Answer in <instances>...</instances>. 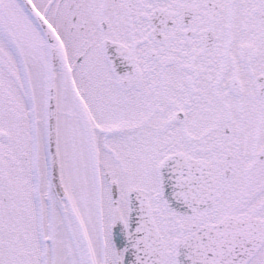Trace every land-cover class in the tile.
Instances as JSON below:
<instances>
[{"label": "snow or ice", "instance_id": "obj_1", "mask_svg": "<svg viewBox=\"0 0 264 264\" xmlns=\"http://www.w3.org/2000/svg\"><path fill=\"white\" fill-rule=\"evenodd\" d=\"M0 264H264V0H0Z\"/></svg>", "mask_w": 264, "mask_h": 264}]
</instances>
